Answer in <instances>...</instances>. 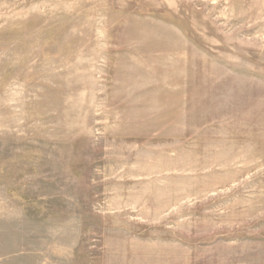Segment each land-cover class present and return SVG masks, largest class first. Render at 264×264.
<instances>
[{
    "label": "rangeland",
    "instance_id": "rangeland-1",
    "mask_svg": "<svg viewBox=\"0 0 264 264\" xmlns=\"http://www.w3.org/2000/svg\"><path fill=\"white\" fill-rule=\"evenodd\" d=\"M0 264H264V0H0Z\"/></svg>",
    "mask_w": 264,
    "mask_h": 264
}]
</instances>
